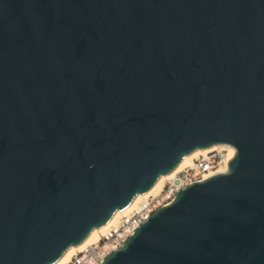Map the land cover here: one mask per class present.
I'll list each match as a JSON object with an SVG mask.
<instances>
[{
	"label": "water",
	"instance_id": "water-1",
	"mask_svg": "<svg viewBox=\"0 0 264 264\" xmlns=\"http://www.w3.org/2000/svg\"><path fill=\"white\" fill-rule=\"evenodd\" d=\"M101 264H264V0H0V264H54L185 155Z\"/></svg>",
	"mask_w": 264,
	"mask_h": 264
},
{
	"label": "built area",
	"instance_id": "built-area-1",
	"mask_svg": "<svg viewBox=\"0 0 264 264\" xmlns=\"http://www.w3.org/2000/svg\"><path fill=\"white\" fill-rule=\"evenodd\" d=\"M231 150L234 148L230 145H216L214 149L196 156L189 165L166 179L157 193L143 197L135 207L119 215L97 241L76 251L64 264H101L110 253L120 249L154 211L170 204L178 191L228 168Z\"/></svg>",
	"mask_w": 264,
	"mask_h": 264
},
{
	"label": "bare ground",
	"instance_id": "bare-ground-1",
	"mask_svg": "<svg viewBox=\"0 0 264 264\" xmlns=\"http://www.w3.org/2000/svg\"><path fill=\"white\" fill-rule=\"evenodd\" d=\"M215 147H216V145L211 146L207 150H204V151H201L200 149H197L192 154H190L188 156L185 155L182 158L181 162L179 163L178 167L170 175H168L167 177H164L163 175H161L159 177V179L157 180V182L155 183V185L153 186V188L151 189V191L148 194L142 195V196L141 195H138V197H137L134 205L132 206V208L135 207L137 205V203L143 197H146V196H148L150 194L157 193L160 190V188L162 187V185L164 184V182H165L166 179H168L169 177H171L174 173H176L177 171H179L182 167H184L186 165H189L196 156H198V155H200L202 153H205L207 151H210L211 149H214ZM227 169H228L227 167L222 168L221 170H219V172H225V171H227ZM119 215H121V213L119 212V210L115 211L114 214H113V216L110 218V220L105 225H103L100 228H93L92 231L90 232V234L88 235V237L81 244L77 245L76 247L70 246L68 248V250L66 251V253L64 254V256L59 261H57L54 264H64L76 251H79L80 249H82L84 246H86L89 243H92L94 241H97L99 239V237L101 236V234L105 231V229L109 225H111Z\"/></svg>",
	"mask_w": 264,
	"mask_h": 264
}]
</instances>
